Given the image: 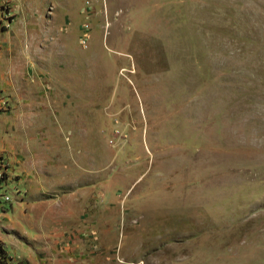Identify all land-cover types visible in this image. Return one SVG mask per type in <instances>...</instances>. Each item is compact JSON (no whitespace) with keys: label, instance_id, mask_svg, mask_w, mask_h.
Segmentation results:
<instances>
[{"label":"rangeland","instance_id":"1","mask_svg":"<svg viewBox=\"0 0 264 264\" xmlns=\"http://www.w3.org/2000/svg\"><path fill=\"white\" fill-rule=\"evenodd\" d=\"M0 264H264V0H0Z\"/></svg>","mask_w":264,"mask_h":264}]
</instances>
